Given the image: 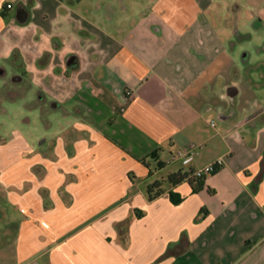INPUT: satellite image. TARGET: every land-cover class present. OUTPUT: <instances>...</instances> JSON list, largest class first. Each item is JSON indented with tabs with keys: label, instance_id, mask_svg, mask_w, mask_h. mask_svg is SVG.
<instances>
[{
	"label": "crops",
	"instance_id": "0c3cea01",
	"mask_svg": "<svg viewBox=\"0 0 264 264\" xmlns=\"http://www.w3.org/2000/svg\"><path fill=\"white\" fill-rule=\"evenodd\" d=\"M141 2L0 0V76L9 63L13 82L46 81L36 92L69 120L0 142L21 215L0 264H264V48L246 50L214 0ZM219 158L201 183H167Z\"/></svg>",
	"mask_w": 264,
	"mask_h": 264
},
{
	"label": "rangeland",
	"instance_id": "374dc122",
	"mask_svg": "<svg viewBox=\"0 0 264 264\" xmlns=\"http://www.w3.org/2000/svg\"><path fill=\"white\" fill-rule=\"evenodd\" d=\"M139 1L135 0V12L144 7V3ZM213 6L220 10V15H223L230 25L241 28L245 38L239 41L246 50L258 54L255 46L264 48V0H214ZM5 69V76H0V88L4 89L0 93V142L11 143L15 132H21L37 143L45 138H56L61 133V124H68L69 120L64 112H51L52 103L56 98L51 94L46 95L49 102L47 103L36 92L37 88H44L47 82L33 81L30 88L27 81L13 82L16 72L9 63ZM67 77L69 81L65 85L66 91L73 93L81 89V72L72 71ZM60 100L69 102L71 97L61 96ZM48 120L54 123L53 127L48 126ZM3 196L5 193L0 189V248L8 242L14 232L9 223L21 218L18 210L7 199L2 198Z\"/></svg>",
	"mask_w": 264,
	"mask_h": 264
},
{
	"label": "trees",
	"instance_id": "16d2710c",
	"mask_svg": "<svg viewBox=\"0 0 264 264\" xmlns=\"http://www.w3.org/2000/svg\"><path fill=\"white\" fill-rule=\"evenodd\" d=\"M3 91L4 89L2 90L0 89V93ZM204 179L205 178H202V179L191 178L190 173H183L182 171H179L175 174L169 175L167 177V183L171 184L172 186H176L186 180H189V181L196 180L199 183H201ZM147 193H148V197L150 201H153L159 198L160 196L164 194V190L162 189V184L157 182V183L150 185L147 189ZM169 196H170L171 201L174 204H179L182 201L181 197L174 192H169Z\"/></svg>",
	"mask_w": 264,
	"mask_h": 264
},
{
	"label": "built area",
	"instance_id": "2783aa9c",
	"mask_svg": "<svg viewBox=\"0 0 264 264\" xmlns=\"http://www.w3.org/2000/svg\"><path fill=\"white\" fill-rule=\"evenodd\" d=\"M10 7V6H8ZM212 125H215V122H212ZM173 159L181 160L183 165H188L193 160V154L189 151L179 150L175 153ZM223 158H219L216 161L196 170L189 172L191 178L202 179L207 178L217 172L223 166Z\"/></svg>",
	"mask_w": 264,
	"mask_h": 264
},
{
	"label": "water",
	"instance_id": "95a60500",
	"mask_svg": "<svg viewBox=\"0 0 264 264\" xmlns=\"http://www.w3.org/2000/svg\"><path fill=\"white\" fill-rule=\"evenodd\" d=\"M27 21V17L20 18V22L25 23Z\"/></svg>",
	"mask_w": 264,
	"mask_h": 264
}]
</instances>
